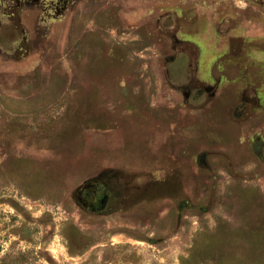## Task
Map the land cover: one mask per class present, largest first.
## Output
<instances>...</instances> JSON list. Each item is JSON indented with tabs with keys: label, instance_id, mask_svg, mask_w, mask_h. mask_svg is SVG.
I'll list each match as a JSON object with an SVG mask.
<instances>
[{
	"label": "rangeland",
	"instance_id": "rangeland-1",
	"mask_svg": "<svg viewBox=\"0 0 264 264\" xmlns=\"http://www.w3.org/2000/svg\"><path fill=\"white\" fill-rule=\"evenodd\" d=\"M0 264H264V0H0Z\"/></svg>",
	"mask_w": 264,
	"mask_h": 264
},
{
	"label": "flooded vegetation",
	"instance_id": "flooded-vegetation-1",
	"mask_svg": "<svg viewBox=\"0 0 264 264\" xmlns=\"http://www.w3.org/2000/svg\"><path fill=\"white\" fill-rule=\"evenodd\" d=\"M119 197L117 189L105 179L86 182L77 192L78 202L93 213H103L106 209L115 206Z\"/></svg>",
	"mask_w": 264,
	"mask_h": 264
}]
</instances>
